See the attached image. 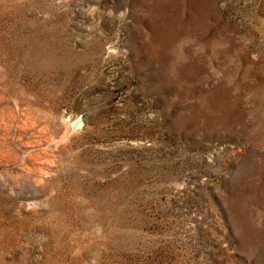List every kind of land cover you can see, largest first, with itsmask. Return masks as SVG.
<instances>
[{
  "label": "rangeland",
  "instance_id": "1",
  "mask_svg": "<svg viewBox=\"0 0 264 264\" xmlns=\"http://www.w3.org/2000/svg\"><path fill=\"white\" fill-rule=\"evenodd\" d=\"M0 264H264V0H0Z\"/></svg>",
  "mask_w": 264,
  "mask_h": 264
}]
</instances>
